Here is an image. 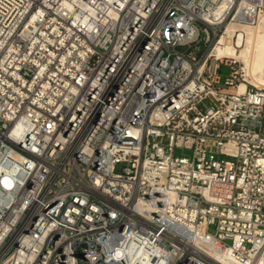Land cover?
Instances as JSON below:
<instances>
[{"label": "built area", "instance_id": "2783aa9c", "mask_svg": "<svg viewBox=\"0 0 264 264\" xmlns=\"http://www.w3.org/2000/svg\"><path fill=\"white\" fill-rule=\"evenodd\" d=\"M262 16L264 0H0V264L264 254V87L214 54Z\"/></svg>", "mask_w": 264, "mask_h": 264}, {"label": "bare ground", "instance_id": "6f19581e", "mask_svg": "<svg viewBox=\"0 0 264 264\" xmlns=\"http://www.w3.org/2000/svg\"><path fill=\"white\" fill-rule=\"evenodd\" d=\"M214 54L236 59L242 64L247 81L258 88L264 87V16L255 26L229 24ZM245 90L246 84L242 83L239 92ZM211 256L217 264H264L262 252L251 254L243 262L236 259L232 250L226 253L214 251Z\"/></svg>", "mask_w": 264, "mask_h": 264}, {"label": "rangeland", "instance_id": "374dc122", "mask_svg": "<svg viewBox=\"0 0 264 264\" xmlns=\"http://www.w3.org/2000/svg\"><path fill=\"white\" fill-rule=\"evenodd\" d=\"M228 74H229V70L225 68L223 71V78L227 76ZM178 154H180V152H178Z\"/></svg>", "mask_w": 264, "mask_h": 264}, {"label": "water", "instance_id": "95a60500", "mask_svg": "<svg viewBox=\"0 0 264 264\" xmlns=\"http://www.w3.org/2000/svg\"><path fill=\"white\" fill-rule=\"evenodd\" d=\"M111 264H113V263H111Z\"/></svg>", "mask_w": 264, "mask_h": 264}]
</instances>
